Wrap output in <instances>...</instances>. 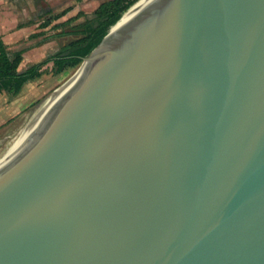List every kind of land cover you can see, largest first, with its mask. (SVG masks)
<instances>
[{"label":"water","instance_id":"1","mask_svg":"<svg viewBox=\"0 0 264 264\" xmlns=\"http://www.w3.org/2000/svg\"><path fill=\"white\" fill-rule=\"evenodd\" d=\"M120 18L0 159V264H264V0Z\"/></svg>","mask_w":264,"mask_h":264},{"label":"rangeland","instance_id":"2","mask_svg":"<svg viewBox=\"0 0 264 264\" xmlns=\"http://www.w3.org/2000/svg\"><path fill=\"white\" fill-rule=\"evenodd\" d=\"M33 2L0 0V15L5 17L4 23L0 22V32H3L0 36L9 51L25 49L19 69L44 59L74 39L76 36L72 33L74 26L92 17L94 11L88 6L86 11L79 10L83 14L67 21L78 11L70 10L58 18H53V14L66 5L56 7L41 0ZM79 65L80 63L66 68L61 73H54L52 62L44 63L40 66V76L26 82L16 92L8 91L6 89L8 81H3V90L0 93V156L42 102L83 63Z\"/></svg>","mask_w":264,"mask_h":264},{"label":"trees","instance_id":"3","mask_svg":"<svg viewBox=\"0 0 264 264\" xmlns=\"http://www.w3.org/2000/svg\"><path fill=\"white\" fill-rule=\"evenodd\" d=\"M136 1L107 0L100 3L94 9L92 17L74 26V30L72 31L76 35L74 39L61 46L53 54L30 64L24 69H19V65L23 59L22 54L25 49L20 48L9 51L6 43L0 36V93L3 90V81H8V85L6 86L8 91L16 92L20 90L26 82L40 76V66L49 61L52 62L54 73H61L68 67L77 66L82 58L106 34L109 28ZM71 8L72 6H66L57 13H54L52 17L58 18L70 11ZM81 14H83L82 11H78L76 15L69 17L67 21H71Z\"/></svg>","mask_w":264,"mask_h":264},{"label":"bare ground","instance_id":"4","mask_svg":"<svg viewBox=\"0 0 264 264\" xmlns=\"http://www.w3.org/2000/svg\"><path fill=\"white\" fill-rule=\"evenodd\" d=\"M150 0H138L136 1L132 6L129 7V9H127L122 17L120 18V20L118 21V23L116 24L115 27H117L118 25L124 23L128 16L136 9L144 6L147 2H149ZM88 61L85 60L83 65L74 73L72 74L62 85H64L65 83H67L68 81L72 80L73 78H75L76 76H78L80 73H82L86 67V65ZM62 85H60L59 87H61ZM58 87V88H59ZM57 88V89H58ZM56 89V90H57ZM56 90H54L43 102L42 104L35 110V112L33 113L32 117L29 119V121L25 124V126H23L18 133L16 134V136L12 139L11 143L9 144V146L7 147V149L5 150V152L0 156V159L7 154L20 140L21 138L32 128V126L43 116V114L45 113L46 109L48 108L51 99L54 95V93L56 92ZM41 102V101H40Z\"/></svg>","mask_w":264,"mask_h":264},{"label":"crops","instance_id":"5","mask_svg":"<svg viewBox=\"0 0 264 264\" xmlns=\"http://www.w3.org/2000/svg\"><path fill=\"white\" fill-rule=\"evenodd\" d=\"M34 2L36 0H33ZM41 1H45V2H49V4L51 6H72L71 10H75V12L79 11V10H85L88 6H91V10H94L97 8V6L107 0H41ZM33 2V3H34ZM4 16L0 15V22L4 23ZM3 32H0V34ZM2 38V36H1ZM26 68V67H25ZM24 69V68H23Z\"/></svg>","mask_w":264,"mask_h":264}]
</instances>
